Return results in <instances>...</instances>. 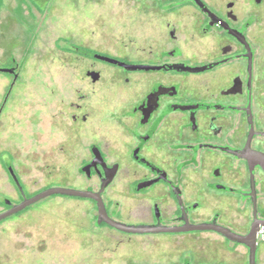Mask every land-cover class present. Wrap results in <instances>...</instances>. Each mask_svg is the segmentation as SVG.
<instances>
[{"label":"flooded vegetation","instance_id":"obj_1","mask_svg":"<svg viewBox=\"0 0 264 264\" xmlns=\"http://www.w3.org/2000/svg\"><path fill=\"white\" fill-rule=\"evenodd\" d=\"M128 12L133 23L134 13L143 14L147 31L129 37L126 53L70 46L87 66L74 99L58 112L64 121L52 123L50 143L55 131L73 143L67 154L79 183L50 177L30 192L2 160L13 195H1L0 213L49 187L100 191L110 220L151 230L130 232L99 219L92 198L50 195L89 204L85 219L50 222L92 234L100 240L92 243L96 254L114 256L123 244L131 245L126 264H264V0H132ZM9 68L12 84L20 66ZM159 247L163 256L150 261ZM132 248L150 252L136 261ZM6 254L1 249L0 264Z\"/></svg>","mask_w":264,"mask_h":264},{"label":"rangeland","instance_id":"obj_2","mask_svg":"<svg viewBox=\"0 0 264 264\" xmlns=\"http://www.w3.org/2000/svg\"><path fill=\"white\" fill-rule=\"evenodd\" d=\"M32 2L29 7L21 0L0 1V67L9 68L13 61L20 66L19 78L12 84L10 75L0 72V99L7 91L0 114V197L13 195L1 169L2 160L18 169L30 192L42 187L50 177L55 181L79 183L73 169L76 161L67 154L73 143L65 142L60 131H55L50 143L52 123L64 121L58 112L74 99L79 74L87 66L84 59L67 47L75 45L124 54L130 45L129 37H140L147 31L142 24L143 14L134 13L135 23L131 20L128 7L132 0ZM35 141H39L37 148ZM61 145L65 148L63 152L59 151ZM65 166H71V171ZM88 206L85 201L49 196L23 213L24 217L0 224V251L8 252L1 262L24 264L37 258V264H126L122 255L131 245L127 244V248L120 244L115 258L108 250L97 248L96 254L92 243L100 245V240L92 234L83 235L72 223L50 222L68 217L85 219ZM34 231L39 233V238L26 237ZM106 241L103 238L101 244ZM33 245H40L39 253L28 251ZM155 249L151 253L132 248L131 258L142 262L140 257L150 252V261H159L164 248Z\"/></svg>","mask_w":264,"mask_h":264},{"label":"water","instance_id":"obj_3","mask_svg":"<svg viewBox=\"0 0 264 264\" xmlns=\"http://www.w3.org/2000/svg\"><path fill=\"white\" fill-rule=\"evenodd\" d=\"M105 59L110 62L123 64L111 58H105ZM0 72L11 73L13 72V68L0 67ZM258 164L264 169V154L262 153H258ZM54 194L76 196V197H86V198L94 199L97 205L99 219H103L109 224H111L112 226L117 227L119 229L130 231V232H140V233L149 232L151 230V229L145 228L144 226H127V225H122L120 223H116L110 220L107 217L104 206L102 204V201L100 198V191L93 192V191H88V190H79V189H72V188H65V187H49L28 198H25L21 203L11 207L10 209L4 212H1L0 220L21 211L22 209L36 203L37 201L43 199L44 197L54 195Z\"/></svg>","mask_w":264,"mask_h":264},{"label":"trees","instance_id":"obj_4","mask_svg":"<svg viewBox=\"0 0 264 264\" xmlns=\"http://www.w3.org/2000/svg\"><path fill=\"white\" fill-rule=\"evenodd\" d=\"M1 1V0H0ZM22 2H24L25 4H27L29 7H31V5H33V2H32V0H21ZM70 48H72V47H67V49L68 50H70V51H76L75 50V48L73 47L72 49H70ZM27 54H28V49L24 52V55H23V60H25L26 59V57H27ZM1 108V107H0Z\"/></svg>","mask_w":264,"mask_h":264},{"label":"crops","instance_id":"obj_5","mask_svg":"<svg viewBox=\"0 0 264 264\" xmlns=\"http://www.w3.org/2000/svg\"><path fill=\"white\" fill-rule=\"evenodd\" d=\"M5 89H6V87H5ZM4 93H5V92H4ZM4 93H3V95H4ZM1 100H2V99H0V103H1Z\"/></svg>","mask_w":264,"mask_h":264}]
</instances>
